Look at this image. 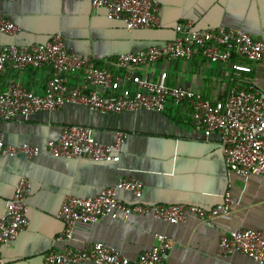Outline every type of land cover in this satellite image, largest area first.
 <instances>
[{
	"label": "crops",
	"instance_id": "obj_1",
	"mask_svg": "<svg viewBox=\"0 0 264 264\" xmlns=\"http://www.w3.org/2000/svg\"><path fill=\"white\" fill-rule=\"evenodd\" d=\"M157 2L160 27L129 32L122 23L108 20L104 9L94 8L85 0H1L0 13L16 30L10 35L0 34V44H44L55 33H61L67 52L98 68L114 70L120 53L166 44L176 35L175 25L187 20L199 30L243 29L255 40L264 39V0ZM237 61L248 68L244 76L264 92V60ZM136 71L150 77L165 71L170 86L191 90L211 102L224 99L232 85L228 66L209 63L199 56L190 61H162ZM50 75L48 67L19 72L7 69L0 72V93L13 79L42 93ZM78 82V75L68 76L69 85ZM66 125L90 128L103 144H110L116 131L127 133L120 160L112 163L54 158L44 151L32 158L0 157V215L19 179L26 178L30 183L29 223L13 243L3 247L6 264H44L48 252L61 250L67 244L58 240L63 224L56 218L63 198L91 197L125 178L138 179L143 184L140 199L117 191V198L127 204L186 205L210 210L222 204L226 193L233 204L227 215L214 219L210 226L194 216L171 225L150 215L124 219L120 214L96 224L78 223L71 246L98 243L135 260L150 248L153 234L158 232L173 242L166 264H255L239 253L219 254L218 243L222 235L236 229L264 233V179L255 175L241 177L229 171L218 137L205 140L195 131L186 105H168L163 113L125 111L108 116L81 104L67 103L54 112L3 122L1 138L7 145L39 146L56 139Z\"/></svg>",
	"mask_w": 264,
	"mask_h": 264
},
{
	"label": "built area",
	"instance_id": "obj_2",
	"mask_svg": "<svg viewBox=\"0 0 264 264\" xmlns=\"http://www.w3.org/2000/svg\"><path fill=\"white\" fill-rule=\"evenodd\" d=\"M85 1L94 8L104 9L108 20L122 23L129 32L160 27L157 0ZM15 30L16 27L0 13V34L10 35ZM174 30V39L166 44L136 53H120L114 70L98 68L92 62L67 52L61 33H55L44 44H0V72L42 67H48L51 72L42 93L27 89L16 79L8 83L0 93V128L3 122L40 112H54L67 103L81 104L108 116L125 111L163 113L168 105H186L193 129L205 140L218 137L229 171L241 177L255 175L264 179V92L244 76L248 68L237 61H263L264 39L255 40L243 29L217 27L199 30L189 20L177 23ZM196 56L229 67L232 85L224 99L211 102L191 90L172 87L165 71H160L156 77L143 76L136 71L162 61H190ZM69 75H78L79 82L69 85ZM126 138L127 133L116 131L112 142L103 144L93 136L90 128L66 125L56 139L39 146L7 145L1 138L0 129V157L21 155L32 158L44 151L54 158L118 163ZM119 190L140 199L143 184L138 179L125 178L91 197H64L56 218L63 224L58 240L67 244L61 250L48 252L43 258L44 264H166L173 242L163 233H154L150 248L131 260L118 249L98 243L71 246L74 227L78 223L96 224L115 214L124 219L133 215H150L171 225L184 223L189 216H194L210 226L214 219L227 215L233 204L229 193L225 194L222 204L210 210L186 205L127 204L117 198ZM29 192V181L20 178L0 215V264H6L3 247L13 243L29 223ZM218 253H239L255 264H264V233L250 229L230 231L220 237Z\"/></svg>",
	"mask_w": 264,
	"mask_h": 264
}]
</instances>
